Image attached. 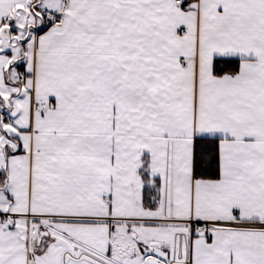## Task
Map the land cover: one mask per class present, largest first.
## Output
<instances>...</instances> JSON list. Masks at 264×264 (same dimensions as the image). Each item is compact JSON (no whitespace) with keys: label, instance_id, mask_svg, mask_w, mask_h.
<instances>
[{"label":"snow or ice","instance_id":"obj_1","mask_svg":"<svg viewBox=\"0 0 264 264\" xmlns=\"http://www.w3.org/2000/svg\"><path fill=\"white\" fill-rule=\"evenodd\" d=\"M0 264H264V0H0Z\"/></svg>","mask_w":264,"mask_h":264}]
</instances>
